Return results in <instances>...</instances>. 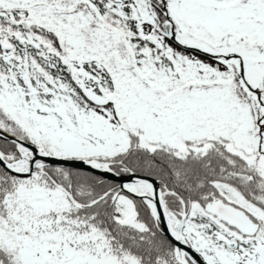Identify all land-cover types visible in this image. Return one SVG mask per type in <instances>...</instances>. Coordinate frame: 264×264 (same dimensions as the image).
Listing matches in <instances>:
<instances>
[{
    "label": "snow or ice",
    "instance_id": "6c2138e0",
    "mask_svg": "<svg viewBox=\"0 0 264 264\" xmlns=\"http://www.w3.org/2000/svg\"><path fill=\"white\" fill-rule=\"evenodd\" d=\"M0 264H264V0H0Z\"/></svg>",
    "mask_w": 264,
    "mask_h": 264
}]
</instances>
